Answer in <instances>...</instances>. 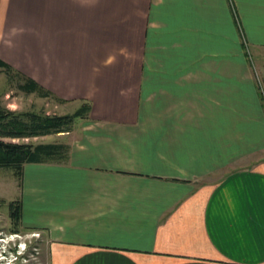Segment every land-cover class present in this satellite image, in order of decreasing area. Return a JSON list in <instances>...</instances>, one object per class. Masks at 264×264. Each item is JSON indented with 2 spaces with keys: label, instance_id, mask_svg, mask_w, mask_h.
Listing matches in <instances>:
<instances>
[{
  "label": "crops",
  "instance_id": "0c3cea01",
  "mask_svg": "<svg viewBox=\"0 0 264 264\" xmlns=\"http://www.w3.org/2000/svg\"><path fill=\"white\" fill-rule=\"evenodd\" d=\"M23 20L49 23V90L93 106L34 205L24 169L51 264H264V0H0V33Z\"/></svg>",
  "mask_w": 264,
  "mask_h": 264
},
{
  "label": "rangeland",
  "instance_id": "374dc122",
  "mask_svg": "<svg viewBox=\"0 0 264 264\" xmlns=\"http://www.w3.org/2000/svg\"><path fill=\"white\" fill-rule=\"evenodd\" d=\"M81 7L82 6L77 5L71 7L74 20L70 22H58V30H63L69 26V28H71V33H81L83 31ZM9 8L11 9V6ZM87 9H89V7H87ZM84 22L87 23V20ZM5 27L7 29L6 31H9V33H0V49L4 51L3 54L0 53V56L5 58L6 61L12 63L14 69L18 71L19 69L20 71L22 70L27 76L32 75L33 77H39L40 74L41 77H45V80L47 81L45 87L49 89V76L54 72H51L48 69L44 70V68H39L40 60L44 62L43 64H49L50 60V54L48 52L49 23L42 22L41 20L38 22H27L23 20L16 21L15 23L7 22ZM58 33H62V31ZM24 35L27 40L24 39L21 41L20 39L21 37H24ZM62 49L65 50L64 45ZM58 56L63 57L62 62L59 61V63H67L65 53H59ZM70 56L74 58L72 64L82 63L83 58L80 53H73V55L70 54ZM121 56H118V58H121V63L123 60L129 59L128 53H123ZM116 59L117 58L112 56L111 59L105 61L103 65H106V62L109 60L114 63ZM62 67L65 68L64 66ZM58 69L56 77L58 84L66 85L65 83H67L72 90V87L75 86V78L77 80L75 81L77 86H80L83 83L85 75L80 68L79 70H71L61 69L59 66ZM85 72L88 73V71ZM110 73L114 74L115 78L126 77L125 71L119 68L118 70L113 69L112 71L106 69L102 71L104 76L101 75V77H109ZM11 79H9L5 72L2 70L0 71V107H5L20 113L32 111L50 116H65L73 114L82 105V100L77 98V96L74 99L66 100L68 101L67 103H60L55 99L40 98L36 94L26 95L17 88L20 79H17L16 76H14L13 81ZM256 82L259 90V81L257 80ZM88 121L77 119L74 122L72 132L69 135L64 134L66 136L54 135L39 137L25 140L24 142L35 144L62 143L69 145L75 138H77V136L79 137L81 135L82 131H84L83 128L89 125L87 123ZM65 163L62 165L65 166ZM53 165L58 164L27 165L25 167V172L27 174L40 179V183L37 182L36 185L33 183L29 189L32 195L28 197V203H31V205H34L35 201L33 195H36L41 191L43 192V190H48L51 184L50 179L52 178L51 180H54L56 178L55 173L59 170V167ZM23 177H17L13 170L0 169V264H51V249L49 243L50 231L41 230V227L44 225L42 222H39L34 215L35 211L42 210L35 209V206H33L34 210L32 209V206L30 210L28 207L30 215H28V218L25 221L22 219L19 224H16L10 217V203L22 199V193L24 191ZM43 181L45 184L44 187ZM36 199H38V196ZM45 199L48 200V198ZM46 210L47 212L49 211L48 208ZM20 246L25 250L21 252L22 249H19Z\"/></svg>",
  "mask_w": 264,
  "mask_h": 264
},
{
  "label": "trees",
  "instance_id": "16d2710c",
  "mask_svg": "<svg viewBox=\"0 0 264 264\" xmlns=\"http://www.w3.org/2000/svg\"><path fill=\"white\" fill-rule=\"evenodd\" d=\"M5 72L9 79L14 76L20 79L18 90L26 95L36 94L40 98L55 99L60 103L68 101L38 82L14 69L0 59V71ZM82 105L73 113L65 116H50L36 112H17L0 107V169L13 170L17 177L22 178L27 165H50L65 163L69 158L70 145L62 143H25L39 137L70 134L77 119L89 120L92 103L82 100ZM18 141V142H17ZM10 217L16 223L22 220V203H10Z\"/></svg>",
  "mask_w": 264,
  "mask_h": 264
},
{
  "label": "built area",
  "instance_id": "2783aa9c",
  "mask_svg": "<svg viewBox=\"0 0 264 264\" xmlns=\"http://www.w3.org/2000/svg\"><path fill=\"white\" fill-rule=\"evenodd\" d=\"M259 81V80H258ZM259 92H260V95L262 97V101H263V104H264V86L262 85V83L259 81Z\"/></svg>",
  "mask_w": 264,
  "mask_h": 264
},
{
  "label": "clouds",
  "instance_id": "9594fccd",
  "mask_svg": "<svg viewBox=\"0 0 264 264\" xmlns=\"http://www.w3.org/2000/svg\"><path fill=\"white\" fill-rule=\"evenodd\" d=\"M19 249H20V250L22 249L21 252H22L23 250H25V249L21 248V246L19 247ZM4 253H5V252H4ZM5 254H6V253H5ZM5 258H6V257H5Z\"/></svg>",
  "mask_w": 264,
  "mask_h": 264
}]
</instances>
